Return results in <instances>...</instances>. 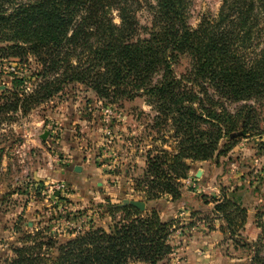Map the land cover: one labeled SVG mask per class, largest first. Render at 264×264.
<instances>
[{
	"label": "trees",
	"instance_id": "16d2710c",
	"mask_svg": "<svg viewBox=\"0 0 264 264\" xmlns=\"http://www.w3.org/2000/svg\"><path fill=\"white\" fill-rule=\"evenodd\" d=\"M153 2L151 26L144 27L138 18L142 0H0L1 58H34L40 66L31 92L25 94V78L18 75L12 90L0 92V118L27 114L69 85L82 84L111 104L148 96L156 125L172 127L175 142L172 150L148 156L137 182L146 212L109 204V230L92 229L64 242L44 231L26 233L14 257L0 255V264H169L175 224L163 222L151 204L182 199L187 161L223 155L222 148L238 138L230 139L234 133H264V0H221L217 15L203 16L195 28L189 22L192 0ZM182 56L190 68L178 78L173 66ZM234 210L235 216L244 213ZM258 241L257 248L264 235ZM257 248L249 264H264Z\"/></svg>",
	"mask_w": 264,
	"mask_h": 264
},
{
	"label": "rangeland",
	"instance_id": "374dc122",
	"mask_svg": "<svg viewBox=\"0 0 264 264\" xmlns=\"http://www.w3.org/2000/svg\"><path fill=\"white\" fill-rule=\"evenodd\" d=\"M142 2L138 18L150 27L154 2ZM220 7L221 0H192L191 26L197 27L203 16L217 15ZM114 20L120 23L116 13ZM189 68L186 56L173 66L178 78ZM39 70L34 58L22 63L0 55V92L12 90L17 75L25 78V94L31 92ZM151 102L142 95L111 104L86 85L71 84L27 114L0 118L3 258L14 257L13 249L26 233L44 231L64 242L92 229L109 230L113 217L106 213L107 205L144 199L137 182L145 175L148 156L175 146L172 127L156 125L158 113ZM236 107L229 106L232 111ZM222 149L225 153L212 160L187 161L191 170L181 181L180 201L164 197L151 204L163 222L175 224L169 264H249L264 235V133L238 137ZM228 203L226 212L216 211V204ZM236 207L244 213L235 216ZM232 216L236 226L229 229ZM257 250L264 257V241Z\"/></svg>",
	"mask_w": 264,
	"mask_h": 264
},
{
	"label": "water",
	"instance_id": "95a60500",
	"mask_svg": "<svg viewBox=\"0 0 264 264\" xmlns=\"http://www.w3.org/2000/svg\"><path fill=\"white\" fill-rule=\"evenodd\" d=\"M242 133H234L230 136V139H235L237 137H240ZM47 134H43L42 139H46ZM134 207L138 210H140L142 213L146 212L147 206L144 202L138 201V200H131V199H123L121 204H118V207L123 208V207Z\"/></svg>",
	"mask_w": 264,
	"mask_h": 264
}]
</instances>
